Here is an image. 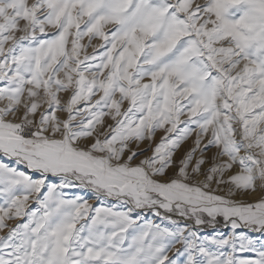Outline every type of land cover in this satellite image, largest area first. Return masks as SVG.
<instances>
[{
	"label": "snow or ice",
	"instance_id": "snow-or-ice-1",
	"mask_svg": "<svg viewBox=\"0 0 264 264\" xmlns=\"http://www.w3.org/2000/svg\"><path fill=\"white\" fill-rule=\"evenodd\" d=\"M240 229L264 0H0V264H264Z\"/></svg>",
	"mask_w": 264,
	"mask_h": 264
},
{
	"label": "rangeland",
	"instance_id": "rangeland-1",
	"mask_svg": "<svg viewBox=\"0 0 264 264\" xmlns=\"http://www.w3.org/2000/svg\"><path fill=\"white\" fill-rule=\"evenodd\" d=\"M5 162H9L10 163V161H5ZM135 162L136 161H133V163H135ZM19 167H20V170L27 171L22 165L19 166ZM69 191H71V190H69ZM81 194H83V193H81ZM87 198L89 200V203L93 204L94 206H100L99 202L96 201L95 199H93L92 196H91V194H88V197ZM112 203H115V201L109 200V201L106 202L107 206H110ZM35 207H36V205L34 203H30V208H35ZM143 215L145 216V218L151 219V220H153L156 223H160L161 222L158 218L152 216L151 213H144ZM140 222L143 223V221H140ZM218 227L220 228V230L222 232H225L226 233L228 231V229H226V228L223 227V222L222 221H221V224L218 225ZM207 231H210V230H205L201 234L202 235L203 234H206ZM239 231L244 232L246 235H249L250 237H252L254 239H258L260 241H264V234H261V233H253V232L248 231L247 229H240ZM0 235H4V233H0ZM169 255L171 256L172 253L169 252Z\"/></svg>",
	"mask_w": 264,
	"mask_h": 264
}]
</instances>
